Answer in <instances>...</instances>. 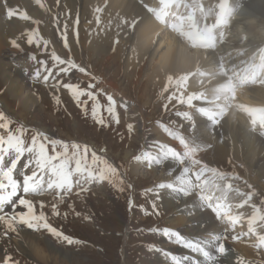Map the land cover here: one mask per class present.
<instances>
[{
    "label": "rangeland",
    "instance_id": "374dc122",
    "mask_svg": "<svg viewBox=\"0 0 264 264\" xmlns=\"http://www.w3.org/2000/svg\"><path fill=\"white\" fill-rule=\"evenodd\" d=\"M162 1L163 0H156L154 2L159 3L161 7ZM179 1H182V3H186V0H166L168 5L167 7L168 8L173 7L175 9L184 6L186 8V11L189 13H191V11L194 10V14L197 22L200 23L205 22L206 17L209 14H204L198 9L196 0H192L187 5H184ZM220 1L222 0H213L215 5ZM100 2L103 3V1ZM154 2L153 4H150V7H148V9H152V8L157 9L156 6L158 5L155 6ZM214 9L215 8H212L209 13L212 14ZM186 11H182L181 14ZM175 17H179V16H175ZM210 17H212V19ZM210 17H209L210 19L207 18V20L209 19V21L211 20L210 22H218L220 24V30L222 32H220L221 37L219 36L218 39H221L224 34V30L223 28H221V26L223 27L222 21L220 18H219L220 20L219 19L214 20L213 19L214 14L210 15ZM167 21L165 25L168 23ZM218 23H212L211 25L214 26V29H218L219 26ZM52 24H51L52 40L50 41V43L45 44L44 42H42L44 40L41 39L40 32L38 33V31H30V33L24 36L21 35L22 40L21 42L19 41L20 45H22V41H23L24 44L22 46L26 48V52L22 54L21 58L30 61L32 64L37 63V69L41 68L39 61L46 60L47 67L53 69L52 77L50 76L48 81L43 80V76L48 75V73L45 71H43V73L39 78H31L27 76L26 79L27 86H29V89H31L32 93L34 94L36 93L39 96L38 97L40 100L39 103L37 104L35 109L33 108L26 112L25 110L17 106L16 100L14 101V99L10 97L9 93L5 89V84L3 82V79L0 77V102L1 101L6 102L9 106L7 111L1 108L2 105L0 104V112H3L5 116L8 117L12 122H15L19 124V126L23 127L24 131L22 138L24 140L25 147L31 144L32 136L36 135L38 132H43L49 138V140L56 139V140L66 141L68 142L69 145H71L72 143L87 145L90 149L96 151L97 154L98 152H100L103 154L110 155L111 158L107 156L109 161L105 158L104 159L108 161L112 167L115 166L112 165L110 162L112 161V159L116 158L119 160V162H116L115 159L114 161L116 162V164L121 166L120 169L121 171H119L115 167L117 172L113 174L112 172L108 171L109 174L105 177V179L102 182L101 180L97 179L94 183L87 185V187L91 190V193L88 195H84L83 193L80 194L79 188L74 183L71 193L69 194V198L63 200L62 203L59 202L60 200H56V199L58 197L57 192L63 195L64 189L49 190L47 189L45 184L44 185L45 190L41 192L25 194L21 191L19 195H23L25 199H29L32 201L37 214H39V212L43 210L44 214L48 217L49 223L53 227H55L58 231L62 232L64 235L72 238L74 241L77 242L69 244L67 241L53 236L52 234L48 233L46 230L41 229L39 231H33L31 229H28L26 226L22 224H15L14 225L15 228L18 229L20 228L21 231L23 232L32 235L37 234L38 237L42 235L43 239L46 238L50 240L53 243V245H56V247H58V249L65 251L68 254L64 255L58 253V255H56L55 258H51L48 255L46 256V259L42 261V259L34 258L20 251H15V253H10L7 255H5L6 254L5 252H2V254L0 252V264H4L6 257L10 258L8 264H158L160 263L159 260L163 259V256H165L164 258L167 259L168 255H172V254L176 255L181 250L180 246L182 247V245L179 244V241L174 236L169 235L165 237L164 235L165 229H167L169 233L176 231V233H178L186 242L191 241L193 243H197L195 240H192L190 238L188 231L191 230L192 225L195 226L196 223H199L198 221L194 222V218L195 216H197V214L199 215L202 212L200 208L197 211L198 207H196L194 215L192 214L191 211H187L185 222L179 223L181 224V226H179V224L175 225L174 223H172L177 221V219L176 220L171 219L174 218L173 216H176L174 214L175 209L179 206L177 208V211L182 210L186 208V204L184 201L179 200L178 190L182 191V188L179 187L175 181H173L172 177L169 178L167 175L169 171H171L168 162L166 160H161V161L158 160L161 151L167 150L168 144L163 139L160 130L154 125L155 123L159 124L161 120L162 121L164 120L163 122L165 124L169 125V127L171 126L170 128H174L173 131L174 133L184 131L187 134L189 133L188 135L190 137L195 138V133L192 131L190 127L191 125L189 126L187 125L188 118L184 113V110H186L188 107L179 106V102L176 101V99L169 98V97L175 98L177 96L176 94H171L170 92L176 86L182 84L181 80L178 79L177 81H172L171 83L160 84V82H154L152 80L153 77L150 76L147 79L148 89L145 94L146 98L144 99L145 95L143 93L141 92L137 93L136 89L134 90V87H132L133 85L131 83L128 85V81L124 77V70L127 67L126 66L127 63L124 59H121L122 68L120 67L118 69L117 77L112 78V79L120 80L119 83H121L120 84L121 86L118 90L106 89L99 83L100 80L99 76L103 74L101 67L96 63L94 59L88 60L86 54L84 56L82 55L76 41L73 42L74 46L76 47V50L74 49V51H71V49L67 47V51H66L67 53H66L64 37L68 35L67 34L68 30H64L65 31L64 32L63 30H60L54 23ZM164 28L165 30H167L166 26H164ZM180 29L185 30V27L183 26ZM200 29H202L201 24H200ZM167 31L172 32L169 29ZM65 33L66 35L63 36L62 34ZM29 35H33L34 41L39 40L40 43L37 45L34 42L32 45H29L27 42ZM195 36H201V35L200 33H198ZM204 39L205 38H203V40ZM203 43L205 46V41H203ZM54 44L57 45V49H55ZM2 47L4 48H0V68L7 70L8 68H6L5 66L2 67V65L4 63L11 61V59L17 57L15 55V50H14L16 49V47L14 46L12 47V44H8V43H5ZM42 47L43 49H41ZM130 50L131 48H128V52ZM2 51H4V55H2ZM17 51L18 53L20 52L18 49ZM53 52L56 55L60 56L61 59L65 60L66 62L69 59H71L73 63L80 65L83 61L84 64L87 67L89 66L88 68L91 69L93 72H95L96 75L94 74L95 76H93L91 74L90 78L88 77L84 78V76H81L80 74L77 73V70L79 68L77 67L74 69H70L67 75L61 73L59 76H57L56 73L59 71V69L62 67H68V64L67 63L57 64L56 67L53 68L54 62L51 58ZM196 53L197 52H195V55ZM31 56H35L36 59L35 60L31 59L30 58ZM204 57L205 54L203 52V61L199 64L200 66L198 65L199 67L197 66L196 70L200 69L203 66V62H205ZM195 58L196 56H194V60H197ZM192 60L193 59H191L190 61L191 63H189L188 65L186 66L184 65L185 69H187L188 71L190 70V67L194 62ZM12 62L14 64L15 63L18 64L15 61ZM197 62L198 61H195V64ZM21 64L20 65L18 64L17 66L18 67L17 69L20 71L24 70L22 69ZM107 70H106L107 71L106 74H111L114 72V67L110 66ZM204 72H209V71H204ZM54 76H56L55 79H53ZM200 78L201 80L198 81L199 84L197 85L198 89H196L195 92L198 93L199 99L201 100L204 99L206 103L210 104L207 105L205 103L207 106L214 107L220 104L222 101L226 100L227 103H230L231 105L233 104L232 106L236 105L235 108L237 110H244L245 114L250 115V118H252L254 121L258 119V122L255 125H262L264 127V105L250 106L248 104L243 105L237 101L235 102L232 101V97H230V95L231 94L235 95V90L239 88L237 81L225 80L223 82L218 78L216 79L209 78L208 80L207 79L203 80L202 76H199L197 80H199ZM58 81L59 83H57ZM65 83L72 84L77 91H81V90L84 92L93 91L95 93H99L106 97L108 95H111L113 97V100L115 101V105L117 107V112L115 111L117 120L114 121H119L120 123H122L121 125L120 123L115 122V134L106 131H97L101 129L102 125L96 123L93 120L91 115V109L85 111V108L87 106H90V108L92 107L93 101H88V104L84 105L82 103L83 101H85L83 100L84 96H80L81 103L78 104L77 101L74 99L72 92H70L68 88L63 87ZM235 84H236L235 86L236 89H234ZM124 89L126 92L125 94L121 92ZM211 91L213 92L211 93ZM136 94L137 95L141 94L143 97L136 99L137 98ZM57 98L59 99V103L56 102ZM148 99H150L149 102ZM186 100L185 102H188L189 98H187ZM229 100L231 102H229ZM204 101L202 100V102ZM135 102L141 107V110L143 112L150 111V109L152 110V117L149 119L150 121L148 120V122L145 123L147 126L143 128V133L139 123V111L134 110V105L136 104ZM144 102L148 104L146 105V103ZM141 103L143 105H140ZM176 107H178V109ZM178 113L180 115H177ZM220 113L222 114L224 113L223 109L221 110ZM99 114L103 116L105 122L110 121L112 119L111 114L107 113L106 108H104L103 106L100 107ZM87 122L90 123L91 126L87 125L88 124ZM0 123H3V121H0ZM84 125H87L91 129L93 134L96 136L94 140L87 141L82 137H80L81 136L80 129ZM129 125L132 126L131 130H129L128 127ZM138 126L141 129L140 132L142 133V137L144 136L142 142L137 137V134L139 133ZM21 127H19V129H21ZM254 128L260 129V127H254ZM0 135L6 137L7 131L4 129H0ZM75 137H77L78 139H76ZM158 140L160 141V143L161 142L162 143L159 144ZM161 145H163L164 147L162 148ZM47 150L49 154L52 153L51 144H47ZM57 150L58 151L61 150L59 146H57ZM254 150L256 153L252 151V154L254 153L253 155L254 157L252 156L250 158L252 162H254L253 160H255L254 158H256V154H257V148ZM30 155L31 154L26 153L24 157L21 159V161L18 163L17 168L15 170L14 173L15 178L20 180L21 182H22V176L20 175V173L25 171H26L25 173L27 174L29 172L31 173L32 167H34V165L27 169L24 167V164L30 158ZM89 155L90 157L92 156V151H89ZM137 157H139L140 159H137ZM217 159L218 160H216L215 162L216 169L224 172L225 176L229 180H227L226 184L220 183L219 179H214L212 181L208 179L207 181L205 182L203 181L202 183L209 184V182H211L210 185L208 186H214L215 184H220V186L227 185L226 188H234V189L236 188L238 192L241 193L242 195L244 196L247 195L248 202L252 199L255 203L260 204L262 205V207H264V191L258 189L259 183H257L251 176L247 174L246 172L248 170L246 167L247 165L243 163V160H241L240 158L238 159L235 156V154L234 155L229 154L227 156H218ZM135 162L136 163L138 162L140 165L138 163L136 164ZM9 165H10V161H8V163L5 166H9ZM101 165L102 164L100 165L98 164L96 166L94 162L89 164L91 169L92 168L96 169L97 167H101ZM201 169L205 171L208 168L205 169V167H202ZM132 170H134L135 172H132ZM127 174L131 175V176L129 175V177L132 180L131 182L133 185L127 183L123 179L122 175L127 176ZM169 174L172 176L171 173ZM76 176L77 174H74V178ZM47 179L48 177L47 175H45V180ZM252 180L258 186H256L254 182L252 183ZM260 183H264V180H261ZM161 184H165V185L174 184L175 186L173 185L171 189L160 188L159 185ZM129 185H131V187H129ZM243 186L244 188H242ZM137 193L139 195L138 200L136 197H134V195H136ZM42 195H46L44 201L35 202L34 198H41ZM170 195H173L175 197ZM18 198L19 197H15L14 200H17ZM184 198L185 197H183V199ZM218 199L219 201L218 200L217 201L221 202L220 200H222V204H223V199L222 198H218ZM53 203L57 204V208L60 213L57 216L52 215L51 206ZM41 204L44 205L43 209H41L40 207ZM69 205H71V207H69ZM230 205L231 204H227V206H225V209L227 210L226 213H229V219L228 221L223 222L220 226L227 230L231 229V231L234 233L236 232L237 233L239 232L238 234L244 233V237L251 240V248H255L254 251H252V254L248 255V257L245 258L244 254L241 253L238 254L239 252L237 253V248L234 245L236 241H234L233 239L231 241L230 240L231 238H229V236L220 237V239H217L215 241L214 238L210 236V234H208L207 231H206L207 234L204 233L203 231L199 233L203 239L205 238L202 243L218 244L219 241L222 242L223 245L225 246L226 251L231 250V252L227 253L226 256L220 254V256H223L225 260L230 261L228 264H237V261L238 264H244V263L264 264V251L260 247V245L263 244V242H261V235L264 236L263 234L264 217L262 219H259L260 214L256 211V209L252 207L255 210V218H252L251 216H247L248 218L238 219V221L236 220V222L238 223H233V225H231L230 221L234 219V216L232 215L233 205L231 206ZM126 206L127 208L129 206H132L131 208L132 216L127 226L126 224L131 213L130 211L125 209ZM140 206H143L144 209L140 210ZM190 208L192 209L194 207L191 206ZM5 211L11 212V206L10 205L5 206ZM17 211H25V209L22 207H18ZM144 211L148 213L147 217H143ZM91 212H94L95 216L91 214ZM77 213L79 215H77ZM187 218L189 219L187 220ZM173 224L175 226H172ZM253 224L257 226H254ZM197 225L194 231H197V229L199 230L200 228L203 230V227L205 225L207 226L208 223L201 222V224H197ZM199 225H202L203 227L202 226L199 227ZM5 228L6 226L4 222L0 221V229L3 230ZM186 228L188 231L185 230ZM146 230L148 232V236H145V234L143 233V231ZM233 230H235L236 232ZM255 230H259L260 232L263 233L257 234ZM237 233L236 235H238ZM168 237L174 239L178 244L172 241L166 244L167 246L164 245ZM10 241L14 243L13 240ZM41 243H43L42 241H40V245L44 246V244ZM217 248L218 247L214 248L210 252V254L213 255L214 253L216 255ZM162 251H163V255L160 256V252ZM186 251H188L189 253L191 252V249L186 247ZM192 254L195 257L196 253L193 252ZM168 261L169 260L167 259L165 262L167 263ZM205 263H209V261L201 260V264H205ZM172 264H176V263L172 262ZM213 264H221V263L217 259L215 262H213Z\"/></svg>",
    "mask_w": 264,
    "mask_h": 264
},
{
    "label": "bare ground",
    "instance_id": "6f19581e",
    "mask_svg": "<svg viewBox=\"0 0 264 264\" xmlns=\"http://www.w3.org/2000/svg\"><path fill=\"white\" fill-rule=\"evenodd\" d=\"M100 1H103V3ZM154 1L156 0H39V3H37V0H0V48H4L5 46H2L5 43L12 44L11 41L13 40H16L17 44L19 45V47L14 49L15 55L17 57L2 65V67L5 66L8 69L4 70L3 68H0V77L3 79L5 89L9 93L10 97L14 99V101L16 100L17 106L26 112L30 109H35L39 103V96L36 93H32L31 89H29V86H27L26 83L27 76L31 78L34 77V73L37 71V63L32 64L30 61L21 58L22 54L26 52V48L22 46L24 44L23 41L22 45H20L22 40L21 35L24 36L30 33V31H38V33L40 32L41 39L47 41L48 44L52 40V23H54L60 30H68V35L64 37V42H67L71 51H74V49L76 50V47L73 43L76 41L82 55L84 56L86 54L88 60L94 59L101 67L103 74L99 76V83L106 89L118 90L120 88V80L112 78H116L118 69L120 67L122 68L121 59H124L127 63V67L124 70V77L128 81V85L131 83L133 85L132 87H134V90L136 89L137 93L141 92L144 95L146 94L148 89L147 79L150 76L153 77L152 80L154 82H160V84L177 81L187 70L185 69L184 65L186 66L191 63V59H193L192 61L194 62L192 65H194L196 61L194 60V56H196L195 59H197L198 55H195V52L191 51L186 46L187 44L185 43L188 41L187 36H183L182 34L177 33L175 30L172 32H165L164 26H166L165 23L168 19L159 21L147 13L148 7H150V4H153ZM244 2L248 6L247 9H243L241 4L240 9H234L231 6H224L222 8H215L212 14L210 13V15L214 14V20H218L219 18L221 19L223 25L221 28L224 30L223 37L218 39L213 35L211 30L212 23L210 22L211 20L209 21V19H212V17L206 20L203 28V35L205 38L203 41H205L204 47L210 49V51H203L205 54V62H203V66L200 69L191 74L186 83H183L172 89V91L178 92L182 95L192 96L193 102L189 105V110L193 121L190 127L195 133V138H190L183 130V132L175 134L173 132L174 130L172 131L170 129H166V127L162 124H156V126L164 130L165 134L167 135L166 139L169 141L171 147H177L176 152L178 154L182 156L184 151L188 150L190 152L189 158H186L183 164H180L175 160V158L171 156H165L166 159H170V165L173 166L172 168L174 171L183 172L184 167L192 166V173H199V178L193 174L188 176L189 181L192 182L190 183V186L187 187L189 194L187 196L183 194L182 196V198H186V208L177 211V208L179 207L178 206L175 209L174 214L176 216H173L174 218L171 219H177V221L172 223L176 225L181 222H185L186 212L191 211L194 215L195 209L198 207L197 211L200 208L202 212L195 216L194 222L198 221L202 223H208V225H205L204 227L201 225L203 230L201 228L199 230L196 228L197 231H194L195 226L193 225L191 226V230L188 231V225L185 230L188 231L190 238L195 240L200 246L204 247L205 250L209 251L210 253L219 245L215 243L203 244L202 242L205 238L203 239L199 234L201 231L204 233L207 231L215 241L217 240L216 237L229 236L231 241L232 239L236 241L234 245L236 246L237 251H239L238 254H244L245 258H247L248 255L252 254V251L255 249L251 248V240L244 237L243 235L238 234L239 232L237 233L235 230L234 231L238 235L232 231H227L224 228L215 227L216 224L220 225L221 217H228L229 213H226L227 210H224L223 206L220 205L214 198L208 199L211 198L210 194L202 190V186H198L200 184L198 180L201 178V172L199 171L201 168L199 165L204 162L208 169L214 170L216 169L214 162L218 160V156L235 154L238 159L240 158L243 160V163L247 165L246 167L248 170L246 171L245 169L247 174L251 176L257 183H259L258 189L264 191V183H260L261 180H264V130L251 127V123L248 120L250 115H246L244 110H237L235 106H231L230 103L225 102L226 100L214 107L207 106L205 102H202V100L199 99L198 93L195 92V90L198 89V87L196 88V86L199 84L198 81L201 80V78L197 80L199 76H202L203 80H208L209 78H218L223 82L225 80H235L239 85V88L235 90V101L243 105L248 104L250 106L264 105V62L262 60H254L251 57L253 56L256 59L261 48L264 46V0H244ZM155 6L158 8V11H162V13L163 10L167 12L170 10L174 16H179V9L176 10L173 7L167 8L165 3L161 4L163 8H161L160 4L157 2L155 3ZM9 8L14 9L16 12V14L11 18L7 16V9ZM169 13L171 16H173L171 12ZM20 14H26L28 19H23ZM186 15L187 11L182 13L180 17ZM184 22L189 25L187 21L184 20ZM220 32L222 31L220 30ZM62 35L64 36L66 33ZM54 47L57 49L56 44H54ZM128 48H131L129 52ZM17 49L20 51L19 53ZM41 49H43V47ZM66 51L67 48H65V52ZM2 55H4V51H2ZM12 61L17 62L19 65L22 63L21 66L24 70H18V64H14ZM78 66L79 68L83 67L85 69L84 72H80L79 68L77 70V73L81 76H84V78H90L91 74L93 76L96 75L95 72L89 69V66L87 67L83 61ZM110 66L114 67V72L111 74H106L108 71L107 69ZM42 73L43 71H41V74ZM121 92L124 94L126 93L125 89ZM212 92L213 91H211V93ZM141 97L143 96L138 94L136 99ZM145 98L146 95L144 99ZM183 100H185V98L182 97L180 101ZM149 101L150 99H148V102ZM0 104L2 105L1 108L8 111L9 106L6 102L1 101ZM147 104L148 103H146V105ZM140 105L143 104L141 103ZM176 108L178 109V107ZM222 109L224 111L223 114L220 113ZM134 110L139 111V123L143 133V128L147 126L145 123L148 122V120L152 117V110L150 109V111L143 112L137 103L134 105ZM141 129L138 126L139 133L137 134V137L142 142L144 136L142 137V133L140 132ZM170 133H174L175 135ZM177 136H182L185 139L187 143V149H185V147L180 144L179 139L176 138ZM161 143L159 141V144ZM256 148V158H254L255 160L252 162L250 158L254 155V153L252 154V151L255 152L254 149ZM207 167H205V169ZM132 172L135 171L132 170ZM28 174H30V172ZM129 175L130 174H127L125 179L131 184L132 180L130 179ZM167 175L169 178L172 177L174 181V175L171 176L169 173ZM76 178L77 176L74 179ZM253 182L254 181L252 180V183ZM210 183L211 182H209L208 185H210ZM223 186L226 187L227 185ZM256 186L258 185L256 184ZM242 188H244V186ZM209 190L211 191L212 188ZM231 191L234 202H239L241 205L246 204L247 195L244 196L240 194L236 188L231 189ZM214 192L215 197L219 196L216 191ZM45 196L46 195H42L41 198H34V200L35 202L44 201L46 198ZM201 196L205 197V203L201 204L200 206L193 202V200H201ZM219 198L222 197L219 196ZM220 201L222 203V200ZM209 203H211L214 207L216 205L219 206L217 213L214 214L213 211L207 207ZM191 206L194 208L191 209ZM247 211L251 217L255 215L250 207L247 208ZM235 214L236 211H233L232 215ZM188 219L189 218H187V220ZM236 220L238 221V219ZM174 224L172 226H175ZM179 226H181V224H179ZM255 232L257 234H261L264 231L260 232L259 230H255ZM5 233H7V235H5ZM35 235L23 232L20 228H16V231H12L11 229L7 228V226L3 230L0 229L1 254L2 252H5L6 254H4L7 255L10 253H15V251H20L34 258L42 259V261L46 259V256L48 255L51 258H55L58 253L64 255L68 254L67 252L58 249V247L53 245L50 240L46 238H44V240L42 235L39 236L40 238L37 234ZM10 240H13L14 243H12ZM40 241L43 242L41 244H44V246L40 245ZM172 241L176 242L174 239H171V237H168L164 245ZM261 242H263V244L260 245V247L264 251V236L262 235ZM181 245L182 247L180 246L181 250L179 249L180 251L178 254L168 255L167 259L169 261L167 263L165 262L167 259H165V256H163V259H160V263L158 264H172V262H175L176 264H197V262H199V264H201V260L205 261L201 254L195 252L196 255L194 257L193 254L191 255L186 251L183 244ZM218 254L219 252L217 251L216 255L213 253V256L217 258ZM161 255H163V251L160 252V256ZM173 257H175V260L172 259Z\"/></svg>",
    "mask_w": 264,
    "mask_h": 264
},
{
    "label": "snow or ice",
    "instance_id": "6c2138e0",
    "mask_svg": "<svg viewBox=\"0 0 264 264\" xmlns=\"http://www.w3.org/2000/svg\"><path fill=\"white\" fill-rule=\"evenodd\" d=\"M39 3V0H37ZM16 12L14 9H7V16L11 18L15 15ZM23 19H28L27 15H21ZM28 44L32 45L34 42L38 45L40 43L39 40L33 39V35H29ZM14 47H19L16 40L11 41ZM47 44V41H44ZM68 47L67 42H65V48ZM31 59L35 60V56H31ZM53 60V68L56 67L57 64H68V67H62L56 73L59 76L61 73L65 75L68 74L70 69H74L79 67L77 64L73 63L71 59L67 62L61 59L60 56L56 55L54 52L52 53ZM41 68L37 69L34 73L33 78H39L41 76V71H45L48 75L43 76L44 81H48L49 77L52 75V68L47 67L46 60L39 61ZM80 72H84L85 69L83 67L79 68ZM55 79V77H53ZM59 83V81L57 82ZM63 87L68 88L77 101L78 104L81 103L80 96L87 95L89 100H92L91 107V115L93 120L100 124L104 125L105 120L100 116V104L96 100V96L92 92L85 93L84 91H77L72 84L65 83ZM108 107L106 108L107 113L111 114L113 120H117L115 115V101L111 95L107 96ZM57 103H59V99L57 98ZM84 105L88 104V100L82 102ZM85 111H87L85 109ZM177 115H180L179 113ZM0 129H4L7 131V136L0 135V221L4 222L7 228L12 231H16L15 224H22L26 226L28 229L33 231H39L41 229L46 230L48 233L53 236L63 239L67 241L69 244L76 243L72 238L64 235L62 232L58 231L55 227H53L49 221L48 217L44 214V211L41 210L39 214L36 213L34 205L31 200L25 199L23 195H19L22 191L23 193H36L44 191V185L46 184L47 189H64L63 195L57 192V195L60 196V201L63 202L65 196L71 193L73 184L79 188L81 193L87 192V185L94 183L97 179L103 181L105 179L104 170L99 169H91L87 164V155L89 151H92L91 159L93 162L97 161V154L95 151L91 150L87 145L83 146V151H81V145L78 143L68 144L66 141L51 139L43 133L38 132L36 135L32 136L31 144L25 147L24 140L22 138L23 135V127L18 129L16 133L11 131L10 125L13 123L8 117L5 116L3 112H0ZM129 130H131L132 126L129 125ZM175 135L174 133H170ZM181 145L187 149V143L182 136H177ZM47 144L52 145V153L49 154L47 150ZM57 146L61 150H57ZM163 148L164 146L161 145ZM28 153L31 154L30 158L25 162L24 167L27 169L32 167V171L30 174L25 172H21L22 182L15 178V170L17 168L18 163L24 157V155ZM190 152L188 150L184 151L181 156L176 151H174L171 147H168L164 152V156H171L175 158L180 164L184 163V160L189 158ZM137 159H140L137 157ZM8 161H10L9 166H5ZM107 171L115 173L116 168L111 165L108 166ZM189 168L184 167L183 173L188 174ZM74 174H77V178L73 179ZM194 176L199 178V173L193 172ZM45 175H47L48 179L45 180ZM180 182L187 186H190L189 181L185 180L183 176L177 177ZM131 187V185H129ZM160 188H169L173 187L172 184H161ZM123 190V189H121ZM185 195H187V191H185ZM15 197H19L17 200H14ZM200 199L203 201L205 199L204 196H201ZM211 199V198H208ZM131 203V201H130ZM11 206V212L5 211V206ZM18 207H22L25 211H17ZM41 209H43L44 205H40ZM71 207V205H69ZM207 207L213 211V213H217L219 206L215 207L209 203ZM52 215H59V211L57 208V204L53 203L52 206ZM77 215H79L77 213ZM7 235V233H5ZM164 235L167 237L169 235L174 236L181 244L185 247L190 248L192 251L201 254L206 261L215 262L217 258L209 253V251L205 250L204 247L200 246L197 243H193L191 241L185 242V240L176 232L169 233L167 229L164 230ZM216 239H220V237H216ZM217 251L222 255L225 253L226 249L223 243H220ZM8 257L5 258L4 264H8ZM175 260V257L172 258ZM199 264V262H197ZM238 264V261H237Z\"/></svg>",
    "mask_w": 264,
    "mask_h": 264
},
{
    "label": "trees",
    "instance_id": "16d2710c",
    "mask_svg": "<svg viewBox=\"0 0 264 264\" xmlns=\"http://www.w3.org/2000/svg\"><path fill=\"white\" fill-rule=\"evenodd\" d=\"M88 101H92V100H89L87 99ZM96 100L99 102L100 106H103L104 108H107L108 107V101L106 98L102 97V96H96ZM86 110H90V106H87L85 108ZM102 118L103 116L100 115ZM115 122H118L120 123L119 121H114L113 119H111L110 121H106L104 125H102L101 129L100 130H97V131H106V132H109V133H112V134H115ZM87 125L91 126L90 123H88ZM87 125H84L81 127L80 131L83 132L81 133V136L83 139L87 140V141H92L96 138V136L94 134H92L93 132H91V129L87 126ZM11 126L14 127V129H19V126L16 124V123H12ZM83 134V135H82ZM76 139H78L77 137H75ZM83 146L84 145H81V151H83ZM101 157H99L97 155V161L100 160ZM87 164L89 165L92 161L89 153L87 155ZM108 168V166H107ZM88 195V194H87ZM126 209V208H125ZM91 214H93L95 216V213L94 212H91Z\"/></svg>",
    "mask_w": 264,
    "mask_h": 264
},
{
    "label": "water",
    "instance_id": "95a60500",
    "mask_svg": "<svg viewBox=\"0 0 264 264\" xmlns=\"http://www.w3.org/2000/svg\"><path fill=\"white\" fill-rule=\"evenodd\" d=\"M127 225V224H126Z\"/></svg>",
    "mask_w": 264,
    "mask_h": 264
}]
</instances>
